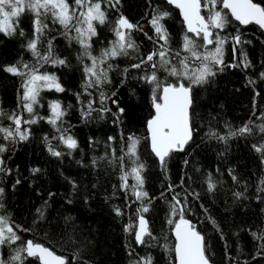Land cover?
Returning a JSON list of instances; mask_svg holds the SVG:
<instances>
[{
	"label": "snow or ice",
	"instance_id": "1",
	"mask_svg": "<svg viewBox=\"0 0 264 264\" xmlns=\"http://www.w3.org/2000/svg\"><path fill=\"white\" fill-rule=\"evenodd\" d=\"M124 7L123 0H0V34L5 42L19 41L22 50L17 60L0 65V70L20 81L18 110L0 107V264H107L100 233L89 230L84 235L85 226L72 212L78 200L93 211L92 201L101 190L103 203L113 217L120 221L127 217L122 225L127 264H217L207 234L193 222L196 210L202 213L201 222L210 223L223 243V264H264V221L255 230L243 226L226 230L205 203L210 198L215 205L223 190L225 216H234V210L246 214L253 200L264 216V108L256 103L257 97L264 102V93L256 90L264 83V59L257 65L247 50L253 45V39L247 37L248 26L264 36V0H144L147 11L141 19L150 25L147 29L140 21L132 22L124 14ZM174 14L180 17L179 41L168 27ZM26 18L30 20L28 31L22 26ZM105 26L111 37L99 30ZM138 33L151 48L145 51V45L137 42ZM61 39L69 55L58 47ZM256 39L264 48V40L259 36ZM72 53L75 65L70 59ZM24 54L30 59L25 60ZM73 68L81 74L80 88L72 92L76 105L64 106L58 99L51 100L47 104L49 114L40 115L42 93L69 91L49 69ZM237 69L245 73V87H251L254 93L252 108L260 115L238 126L224 120L221 128L220 111L213 114L206 103L212 99L218 78ZM121 89H126L129 97L137 96L138 90L143 92L141 102L147 114L142 120L137 105L122 102ZM74 107L84 124L110 121L119 129L118 135L107 134L103 141L88 137L94 153L88 161L72 132L74 125L66 119ZM252 115L256 116V111ZM41 122L51 131L38 134L33 126ZM141 122L142 134H125L128 124ZM37 139L57 161L79 150L81 156L75 163L95 179L82 184L65 177L70 186L67 194L48 191L45 197L37 191L42 203L34 211L28 209L32 220L25 226L16 218L20 206L12 209L8 203L9 196L23 185L19 166L10 167L9 161L20 147ZM240 140L250 143L259 154L261 174L254 191L233 167L227 169L231 180L227 189L219 167L215 172L193 167L202 189L197 190V180L187 170L192 164L187 157L215 141L222 146L218 155L226 158L232 143ZM100 144L104 151L97 155ZM178 156L184 159L183 172L176 182L171 166ZM153 166L158 173L159 196L147 187ZM28 171L31 177H39L45 170L31 167ZM113 174L117 183L111 185L109 193L100 182L101 176ZM57 196L63 197V202L54 209ZM121 198L123 206L112 203ZM157 200L165 206L163 225L167 232L163 233L162 226V235L155 234L151 227ZM241 232L250 234L254 241L250 260L240 259L244 255L239 244ZM41 238L52 246L40 242ZM155 248L161 250L159 258L153 254Z\"/></svg>",
	"mask_w": 264,
	"mask_h": 264
},
{
	"label": "trees",
	"instance_id": "2",
	"mask_svg": "<svg viewBox=\"0 0 264 264\" xmlns=\"http://www.w3.org/2000/svg\"><path fill=\"white\" fill-rule=\"evenodd\" d=\"M125 5L123 11L124 14L132 21H140L144 24L145 28H150L146 20H142L141 16L147 11L144 7V0H123ZM112 17H110L111 19ZM26 31L30 29V20L26 18L22 25ZM168 27L172 32L175 41H179L180 38V17L174 14L173 19L168 21ZM103 34L111 37L108 26L99 29ZM259 36L260 40H264V36H260L259 31L253 29L252 26H248L247 37L253 39V45L247 46L249 57L257 65L261 59H264V48L261 47L259 40L256 37ZM138 43H143L145 45V51L151 48V44L148 43L142 33H138L135 37ZM66 42L62 39L59 41L58 47L61 49L63 54L69 55L68 52H64ZM78 47V46H77ZM99 48V45H96ZM22 50L19 46V41H7L0 34V65L12 63L19 58ZM228 58L231 59V52L228 53ZM24 59H30L28 54H24ZM72 64H76L74 53L70 55ZM123 67V63L121 64ZM50 71H55L56 74L61 78L62 83L69 91L67 93H56L54 90L45 91L42 93L43 99L41 103L44 105L43 108H39L38 111L40 115H48L47 104L51 100H60L64 106L68 104L76 105L75 97L72 92L80 88L81 74L78 69L73 68L69 71L66 69H49ZM245 73L240 70H235L233 72H226L223 76L218 78L217 87L212 93L211 101L206 103L207 110L213 111L215 114L216 110L220 111V127H223V121L228 120L233 125H240L242 122L247 121L250 117L256 120V117L260 115L258 110L252 108L254 93L251 87H245ZM20 86L19 78L12 77L10 74L0 70V107H3L6 111L18 110V94L17 89ZM235 89H240L236 92ZM257 91L264 93V83H260L257 86ZM123 95L121 96L122 102L128 104L137 105V110L141 116V120L144 115L147 114V108L142 104L143 92L138 90L137 96L129 97L126 89H121ZM22 95V90H21ZM256 103L259 108H264V102L261 101L259 97L256 98ZM223 104V108L220 105ZM214 106V107H213ZM253 111H256V116H253ZM27 117V113L24 114ZM66 119L70 120L71 124L74 125L72 132L77 137L80 148L83 151L85 160H90L91 156L94 154L92 149L88 144V137L93 136L96 139L103 141L107 134L118 135L119 129L114 127L110 121L107 123L92 122L89 124H84L79 119V112L75 107L71 110V114ZM258 122V121H257ZM7 123V121H5ZM35 129L38 130V134L48 133L51 131L50 126L45 122H41L40 125H34ZM42 129V132L40 131ZM127 131H135L137 134L143 133V123H131L127 125L125 134ZM207 131V127H205ZM203 134V133H201ZM55 143V142H54ZM222 146H219L215 141L209 142L208 146L202 151L197 150L196 153L187 157L192 161V164L187 169L190 174L193 175V179L197 180L194 187L197 190H202L200 188V183L198 175L192 173L193 167L201 168L204 171H213L217 167L220 168L223 173L222 179L226 181L224 188L227 189L231 186L230 177L227 176V169L229 167L236 168L240 173L241 179L248 180L250 183V191H254V186L258 182V177L261 174V165L259 160V154L255 153L251 148L250 143H246L243 140L233 142L231 149L227 154L226 158H222L218 155V151ZM104 148L103 144H100L95 154H103ZM81 152L78 150L71 157H65L61 161H57L55 158L50 157L47 151L44 149L43 144L39 140L33 141L26 147H20L17 152L12 156L11 161H9V166L15 168L17 165L20 168L22 174L23 185L20 190L15 195H10L8 199L9 207L15 209L17 205L20 206L21 211L16 213V218L19 222L25 224V226L31 224L32 215L31 209L34 211L35 207L42 203L39 196L36 195L37 191L44 193L45 197L48 191H53L57 193L67 194L70 191V186L65 179V177L75 178L82 184H89L90 181L94 180L95 177L89 174L88 170L80 168L79 165L75 163L77 159H80ZM183 159L184 157L178 156L172 163V179L178 182L180 175L183 172ZM40 167L44 169V173L39 177H31L29 173V168ZM63 172V175H61ZM152 179L149 181L147 187L150 193H154L159 196L160 183L156 179L158 173L153 166V171L151 172ZM203 175V172L199 174ZM15 173L13 174V178ZM32 180L35 183L32 184ZM11 179L8 180L10 185ZM101 183H103L108 192H111V185L117 183V177L113 174L111 177L101 176ZM31 184V187L29 186ZM103 190L99 192L95 200L92 201L93 211H89L82 203L78 200L76 205L72 208L74 215L79 217L78 223L85 226L84 235L88 234L89 230L100 233V239L102 242V251L107 253L105 256V261L107 264H127L125 259V251L123 245L126 242L125 233L122 231V225L127 221V217L124 221L117 220L113 217L110 212V208L107 204L103 203L102 196ZM230 195V193H229ZM225 199V193L221 190L218 193L217 203L215 205L211 204V199L206 198L205 203H207L217 215L218 219L222 220L225 225L226 230L231 228L232 231L239 230L241 226L247 228L251 227L253 230L256 229L262 221H264V216L261 215L259 208L260 206L256 204L253 200L247 213L243 214L240 212H235L234 216H225L223 212V201ZM63 202V197L57 196L55 198L54 209L60 208ZM231 201H229L230 203ZM113 204H121L123 206V199H115L112 201ZM164 204L162 201H156V208L151 214L152 224L151 227L154 229L155 234L162 235L167 232V226L163 225L164 221ZM55 216V212L52 213ZM27 217V219H25ZM194 223H198V226L203 230L208 236V243L215 252V259L217 264H223V243L216 237L212 226L210 223L201 222L202 213L196 210V215L192 217ZM233 221H235L233 223ZM163 226V233H162ZM27 238H32L30 234H26ZM40 242L45 243L47 246H52L49 242L43 238ZM163 243V241H161ZM240 247L243 249L244 255L240 257L241 261L245 259L250 260L249 253L254 251V241L252 237L247 232H241L239 238ZM60 245L56 244V248ZM153 254L158 258L162 254L159 248L152 250ZM233 255H236L235 245H233ZM255 264V262H252Z\"/></svg>",
	"mask_w": 264,
	"mask_h": 264
},
{
	"label": "water",
	"instance_id": "3",
	"mask_svg": "<svg viewBox=\"0 0 264 264\" xmlns=\"http://www.w3.org/2000/svg\"><path fill=\"white\" fill-rule=\"evenodd\" d=\"M178 11V10H177Z\"/></svg>",
	"mask_w": 264,
	"mask_h": 264
}]
</instances>
